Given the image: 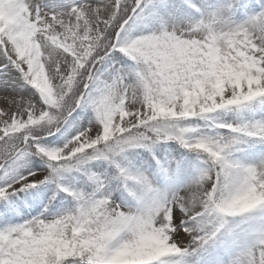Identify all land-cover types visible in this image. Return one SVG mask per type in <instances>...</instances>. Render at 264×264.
Masks as SVG:
<instances>
[{
  "label": "snow or ice",
  "instance_id": "1",
  "mask_svg": "<svg viewBox=\"0 0 264 264\" xmlns=\"http://www.w3.org/2000/svg\"><path fill=\"white\" fill-rule=\"evenodd\" d=\"M0 264H264V0H0Z\"/></svg>",
  "mask_w": 264,
  "mask_h": 264
}]
</instances>
